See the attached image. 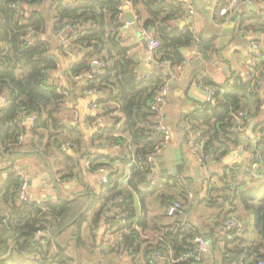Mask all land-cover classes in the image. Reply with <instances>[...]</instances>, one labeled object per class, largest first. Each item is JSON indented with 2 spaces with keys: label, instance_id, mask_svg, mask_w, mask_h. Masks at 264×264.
Returning <instances> with one entry per match:
<instances>
[{
  "label": "trees",
  "instance_id": "obj_1",
  "mask_svg": "<svg viewBox=\"0 0 264 264\" xmlns=\"http://www.w3.org/2000/svg\"><path fill=\"white\" fill-rule=\"evenodd\" d=\"M130 1L139 21L145 19V26L154 29L161 44L153 55L156 71L146 77H140L138 58L122 36V24L119 23L122 0H0V93L7 98L6 104L0 108V146L5 156L11 157L24 147V140L19 142V136L26 134V123L22 125L21 122L28 116L35 118L32 129L34 148L61 150L65 142L76 148L85 140L81 130L67 127L62 119L67 94L53 75L59 68L60 55L67 54L63 41L57 43L54 38L69 26L70 29L65 31V37L70 41L69 50L81 56L72 64L71 74L78 77L93 71L94 59L103 63L102 72L94 73L93 79H85L84 91L103 95L97 105L104 107L103 119L107 120L93 139L107 138L110 143L119 145L120 152L109 157L108 164L111 167L124 166L120 168L118 165L114 169L102 194L94 197L90 205L83 197L42 203L44 208L37 202H19L21 181L11 173L0 190V264H92L75 257L60 241L59 235L75 224L81 231L88 220L96 230L104 219H108L111 225L119 223L123 216L118 211L124 214L127 223L118 230L110 228V235L117 233L120 237L111 241L107 250L120 257L127 253L133 264H170L153 254L171 251L174 257H178L193 248L195 237L207 235L204 229V232L199 228L188 231L183 229L180 221L174 224L167 220L173 219L167 214L168 206L179 198L163 197L165 212L159 217H149L147 213H137L134 196L143 189H158L148 180L152 170L147 156L158 142L152 104L159 90L169 82L170 74L163 71L162 62L168 60L172 67L180 64L185 59L184 50L195 45L209 58V53L216 50L215 38L199 36L189 27L176 25L175 22L183 18L187 10L184 0ZM29 33H33L31 39L27 37ZM40 35L43 37L39 38ZM258 68L261 69V76L257 79L260 82L264 77V55ZM251 80L243 82L236 78L234 84L228 81L223 96L220 85H217L214 102L206 103L203 111L188 115L195 130L203 128L200 138H205L206 149L215 152L216 158L224 153L220 151L221 145L228 146L237 137L232 129L236 112L246 109V100L256 93L249 90ZM87 154L91 170L97 171L104 166L102 159ZM250 158L260 166L262 174L264 137L259 140L257 149H252ZM129 165V184L123 188L119 177ZM258 181L256 186L250 187L228 183L231 189H236L241 204L252 216L260 241L247 248L241 245V236L235 237L228 242L231 248H228L229 255L224 257L227 264L264 261V252L259 250L264 247V180ZM113 201H116L113 207L117 212L106 218V211H111ZM98 202L101 208L95 210ZM182 203L183 211L175 216L177 218L186 212ZM41 232L49 235L37 237ZM92 233L95 239L96 232L93 230ZM74 236L78 247L85 245L82 234L75 232ZM257 252L255 259L247 260L248 255ZM199 262L189 259L173 264Z\"/></svg>",
  "mask_w": 264,
  "mask_h": 264
},
{
  "label": "crops",
  "instance_id": "obj_2",
  "mask_svg": "<svg viewBox=\"0 0 264 264\" xmlns=\"http://www.w3.org/2000/svg\"><path fill=\"white\" fill-rule=\"evenodd\" d=\"M122 1L126 3L127 0ZM184 1L187 4V10L183 18L175 22L176 25L189 27L199 36L215 38L216 50L209 53V58L197 45L184 50L185 58H190V61L178 76L172 78L178 89H173L170 84V93L165 104L166 124L171 131V141L158 154L157 167L148 178L157 185L158 189L156 191L143 189L136 192L134 204L138 214L147 213L149 217H159L165 212L163 197L179 198L184 202L186 212L178 218L172 217V220L171 218L167 220L174 224L177 220L180 221L183 229L188 231L197 228L202 229V232L205 230L209 239L212 240L209 241V251L203 255L201 262L196 264H227L224 262V257L229 255L228 248H231L228 242L235 237L241 236L243 238L241 245L247 248L255 246L260 241L252 216L241 204L236 189H231L228 183L244 184L250 187L256 186L258 180H264V172L261 177L254 176V173L260 172L261 168L258 164L256 167L255 160L253 162L250 158L252 149H257L259 140L264 137V77L260 79L256 93L246 100V109H241L244 112L243 124L242 129L235 130L236 139L228 143V146L221 145L220 151L224 153L218 158L215 152L212 151L213 154L207 149L213 155L206 166H203L191 151L189 141L192 134L197 135L201 143L205 141V138H200L201 132L195 130L189 123L188 115L203 111L208 103H203L204 100L207 101V98L197 88L201 87V84L215 88L216 93L217 85H220L219 89L223 96L227 91L224 85H227L228 81L233 84L236 78L242 79L243 82L248 81L251 52L249 45L254 40L264 41V0H255L253 3L241 5L239 9L232 11L224 18L218 15L215 0ZM190 7L194 10L192 14ZM125 9L121 24H128L129 27L127 32L122 28V36L126 38L132 53L138 58L140 77H146L157 68V63L153 59L154 52L149 49L144 36L145 31L153 29L145 26V19L126 23V14L130 10L137 12L133 6H126ZM184 22L185 25L181 26ZM54 39L57 43L63 41L62 37L56 35ZM80 57L75 53L60 55L59 68L53 75L67 94V100L63 104L62 119L67 127L77 128L83 132L84 142L79 147L70 146L65 151L56 148L53 150L34 148L32 147L33 123L27 122L22 149L8 157L0 146V190L4 188L12 168L19 167L28 177L33 202L54 203L84 197L89 200L88 205H90L94 197L102 194L107 182L102 181L101 170H104L108 177L112 175L119 164L109 166V157L117 156L121 149L114 143H110L107 138L93 139L107 120L103 119L104 107L97 105V100L103 95L84 91L85 79L76 78L71 74L72 64ZM163 71L170 74V69L164 65ZM95 95L97 100L94 99ZM5 104L0 97V108ZM87 153L102 159L101 163L104 166L101 170H91ZM119 167L124 168L121 164ZM129 167L130 165L125 168V172L123 169L121 173L123 175L119 177V183L123 188H127L129 184L131 174ZM232 168L235 169L232 170ZM117 200L120 199L117 198ZM115 202L110 203L111 211H106V218L114 211L117 212L113 207ZM100 208L101 203H96L95 210ZM118 213L123 216L119 223L111 225L108 219H104L96 230L91 227V220H88L82 225L81 231L76 228L77 224L68 226L59 235V239L71 249L75 257L88 263L133 264L127 253L120 257L117 253L108 251V247L105 248L109 236L112 241L120 237L117 233L110 235V228L118 230L122 227L123 220L126 221L124 214L119 211ZM226 216H238L241 219L246 226L242 235L222 229L220 222ZM93 230L97 235L95 239ZM75 232L82 234L85 245L78 247ZM142 233L146 234V232ZM44 235L49 234L41 232L37 234V237ZM145 237L148 238V236ZM100 243L101 246L98 247ZM259 250L264 252V247ZM257 254L258 252L248 255L247 260L255 259Z\"/></svg>",
  "mask_w": 264,
  "mask_h": 264
},
{
  "label": "built area",
  "instance_id": "obj_3",
  "mask_svg": "<svg viewBox=\"0 0 264 264\" xmlns=\"http://www.w3.org/2000/svg\"><path fill=\"white\" fill-rule=\"evenodd\" d=\"M255 0H215V4L218 6V15L221 18L227 17L232 11H235L241 7V5L247 4V3H253ZM130 7L133 6L132 2L130 0H127L126 3H123L120 6V9L122 11L120 15V21L119 23L121 24V20L123 18L124 11L126 10L125 7ZM134 12V11H133ZM194 12L193 8L190 7V13L192 14ZM135 13V12H134ZM135 17L139 20V15L135 13ZM126 23H129L126 21ZM124 26V27H123ZM127 27L129 25L122 24V28L125 32H127ZM70 29L69 26L65 28L64 31H59L58 36L62 37L63 43L65 45V49L67 54L66 55H72V52L69 50V43L70 41L65 37V31ZM33 33L27 34L28 39H31ZM145 39L147 41L149 49L154 52L160 47V40L156 37L154 29L152 31H145L144 32ZM250 58H249V69H248V79L251 80V85L249 90L250 91H256L259 89V82L257 79L260 78V73L261 69L258 68L259 61L264 55V41L263 40H254L250 43ZM190 58H185L180 64L172 67L170 61L165 60L162 62V65L168 67L170 69V78H175V76L179 75V72L182 71V69L189 63ZM93 65V71L85 72L83 75L78 76L76 78H84V79H93L94 73L102 72L103 71V63L98 60L94 59L92 61ZM169 81V79H168ZM201 87L208 92L209 95L214 96V99L212 102L215 100V95H216V89L213 87H210L205 84H201ZM90 94H96L95 91H89ZM170 93V82L165 84L157 93L154 99V103L152 104V110L156 114V132L158 135V142L156 143L153 151L149 153L147 156V161L150 164L152 173L155 171L157 167V156L158 154L163 151L171 141V131L166 124V109H165V104L167 97L169 96ZM0 97L3 99V101L6 103L7 98L4 94L0 93ZM244 115L243 110H238L236 112V121L234 123V127L232 128L234 131L237 129H242V117ZM35 120L34 116H28L24 121L21 122V124H25L27 122L33 123ZM24 134H21L19 136V142H22L24 140ZM258 142V139L256 140V143ZM191 151L192 153L197 157L199 162L203 165L206 166L207 163L210 161L212 158V153L208 151L205 147L204 142L201 143L199 142V139L197 135H191L190 141H189ZM119 147V145H117ZM70 147L69 142H65L61 146V151H65ZM256 147V145H255ZM257 167V164H256ZM101 170V168H100ZM102 171V176L101 179L104 182H108V175L104 170ZM14 173L15 176H17L20 181L21 185L19 188V202L20 203H25V204H32L33 199L31 197L30 189H29V180L28 177L26 176L25 172L22 171L21 168L15 167L12 168V172ZM256 177H261L262 174L257 171L254 173ZM152 176V175H151ZM43 208V204L39 203ZM183 211V203L181 200H176L174 201L171 205L168 206L167 208V214L169 216L175 217L178 213H181ZM126 225V221L123 220L121 223V226ZM220 226L224 230H229L235 233L236 235H242L245 231V224L241 221V219L238 216H226L224 217L221 222ZM111 237L109 236L108 239L106 240V246L111 243ZM194 246L192 249L188 250L187 252L181 254L178 257H174L172 252L170 251L169 253L165 254L162 253L161 251H156L153 256L159 260L165 261L167 263L173 264L176 262H184L188 261L189 259H194L196 261H200L203 257V255L209 251L210 243H209V237L207 235H201L197 236L193 239ZM108 249V248H107ZM258 264H264L263 260H259Z\"/></svg>",
  "mask_w": 264,
  "mask_h": 264
},
{
  "label": "water",
  "instance_id": "obj_4",
  "mask_svg": "<svg viewBox=\"0 0 264 264\" xmlns=\"http://www.w3.org/2000/svg\"><path fill=\"white\" fill-rule=\"evenodd\" d=\"M126 19H127L126 21L129 22V23H131L132 21H136V20H138V19L135 17V13H134L133 11H131V10L126 14ZM184 25H185V22L181 24V26H184ZM42 37H43L42 35L39 36V38H42ZM145 40H146V39H145ZM168 79H169L170 84L173 86V89H178L177 84L175 83V81H174L172 78H170V75L168 76ZM197 88H198L199 91L202 93V95H204V97L207 98V101L204 100L203 103L213 101L214 96L209 95L208 92L205 91V90H204L203 88H201L200 86L197 87ZM94 97H95L94 99L97 100V96L95 95ZM100 246H101V243L98 245V247H100Z\"/></svg>",
  "mask_w": 264,
  "mask_h": 264
},
{
  "label": "rangeland",
  "instance_id": "obj_5",
  "mask_svg": "<svg viewBox=\"0 0 264 264\" xmlns=\"http://www.w3.org/2000/svg\"><path fill=\"white\" fill-rule=\"evenodd\" d=\"M199 130H200V131H203V128H202V127H199Z\"/></svg>",
  "mask_w": 264,
  "mask_h": 264
}]
</instances>
